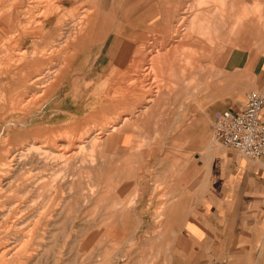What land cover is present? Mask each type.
Instances as JSON below:
<instances>
[{
	"label": "rangeland",
	"instance_id": "rangeland-1",
	"mask_svg": "<svg viewBox=\"0 0 264 264\" xmlns=\"http://www.w3.org/2000/svg\"><path fill=\"white\" fill-rule=\"evenodd\" d=\"M8 1L9 3L6 4V2ZM14 1L15 0H0V3H2L0 4V6H3V11L7 12L10 7L12 8L16 4V1ZM176 1H181V4L184 6L187 2H190V0ZM30 2L32 4L30 6L31 9L28 11L29 14H26L25 16L23 15L22 20L25 21V23H23L24 25H28L29 23V25H31L32 27L31 29H34V26L39 25V21H47L53 18V20H55L56 22L50 23L52 29L55 28V26H60V28L62 26L63 28H65L64 26L68 24L71 19V17H69L65 12H62L61 21L58 22L56 20L57 17H53L51 15L54 10L52 0H35L34 2L30 0ZM59 4L66 7V5H63V3ZM7 5H10V7H8ZM237 5L232 8L221 9L219 1L209 0L207 1V3H203L199 7V9L197 7L191 9L190 17L193 15L192 18H194L195 26L199 25V22L197 20L199 19V21H212V26L217 25V27L221 28V33L215 32L216 36L218 34V40H215L214 44H210L209 41L201 38L195 30L197 34H195L197 38V43L195 45L196 47L186 46V44L184 45L183 43V45H180V43H176L175 51L172 53L173 55L171 53L169 55V57L171 56L172 59L171 57L168 58V55H166L167 53L165 54V51L164 53L163 51H161V53L163 54H159V57H162L160 61L167 59L169 61V66H166V68L163 67V69L161 68L164 74L162 73L159 75V81L156 79L154 81V78L153 81L152 78L148 80L149 77H154V70L153 72L151 71L152 74H148V71L150 70L146 69V67L149 66V63H153V59H151L152 56L149 55L153 54L154 56L155 53L149 55L147 54L146 58L141 59V62L137 63L138 65L135 66L133 71H131L132 68L131 70L130 68H117L109 62L110 58L106 56V52L110 46L111 40L107 42L106 46H97L92 41L94 38L86 36L89 37L88 45L86 47V41L84 42L83 36L75 38L76 31H73L72 36L69 34L68 38H63L61 48L58 49V51L54 55L51 54V57L48 56L47 63L42 65L43 67L36 66L33 68V70L31 71V73L33 74H35L33 72L34 69L52 68L53 70H56L57 72L54 73L52 78L50 79L52 84L55 83L53 78H56V75L58 76L66 71H72L73 74H78V80L72 81L71 83H66L65 87L60 89L58 93L52 94L46 91L36 95L34 97L35 104L41 103L49 99L50 97H52V95H54V97L52 98V103L48 105L44 112L42 114H37L36 116L31 118V121L28 122V119H24L21 121L16 120V122L18 123L14 126L12 125L13 131L9 130V126L5 127V135H8L10 133L12 135V140L8 144L0 145V162L1 158H3L5 154L8 153V150L6 148L11 149L12 147L19 145L20 143L27 142L44 149V151L46 152V163H44L41 159L36 158L33 164L24 165L23 168H20V166H15V169H12L13 172L11 174L13 176L16 177L19 175V178H23L24 180L26 179V181L29 183L31 191L28 193L27 196H22L21 194H19L20 196H16V190L13 189V191L8 194L11 198L8 197L9 199L6 200V202L8 201L7 204L5 206H0V236L2 235V238L0 237V251L3 253L4 250H7L6 254H1L0 256V264H98V262H101L102 264L107 259L111 261V264H172V257L170 254L169 247L173 244H161V234L151 235L139 231V228L141 226V219L139 217L140 201L137 200V198H139L140 194L137 191H133L136 190V187L135 189L133 187L135 183L139 180L138 169L140 165H142L143 162L146 163V154L132 152L131 149L122 147L123 135L125 134L123 132H120L123 131L122 129L119 130V132L115 133V135L112 134L110 137H108V139L106 132L110 128H108L106 132L102 131L99 127L94 128V130L88 132L87 134L92 135L95 131H101L103 134L95 138V140H98L95 141L94 145L87 143H85L84 145L83 141H86L87 139L85 138V132L82 129L73 131L67 127V123L70 121V117L78 116L81 119L87 118V116H89V112L91 111V109H89L83 112L79 109V106H81L79 104V99L82 97L81 92L84 89V87L82 88V86L79 89V85L81 83L80 79H83L84 76L87 77L91 74V77L89 76V79L92 80L88 79L89 83H93V87L95 88L99 86V88H97L99 89V91H102L104 89L102 87L104 86L109 85L108 87H110L114 85L115 82L111 81H108L109 84H106L107 79L109 78V74H106V72L103 71L104 69L112 70L113 74L118 75L116 78H120V81L125 83L126 85H129L130 81H132L134 78H137L138 76H141V79L145 78L144 80L139 81V83L137 84H135L136 82L133 83L131 86L132 88H130L129 86V90L130 92H136V89L138 91L142 90L144 93H146V98L148 97V102L146 100L145 104H143L142 106L140 105L136 108L130 106L128 112H121L120 115H109L102 122L103 125L113 127L115 125L120 124L124 117H129L130 120L127 122L128 128L125 130L127 132L133 133L137 132L138 130V122L135 121L136 116L140 114L146 116V114L151 110L147 108L148 106H154V108L159 109V114L162 113L166 107H169L168 109L172 107V105H160V103L162 102L163 97L166 95L163 91L169 90L168 88H170L169 86H171L172 82L170 80H172L173 76H177L176 70L178 68H183L177 65L176 62L178 59H182V57L186 56V54L189 55L190 53L188 52H191V49H193V53H195V51L200 52V45L203 44V42L207 43V45L209 44V46H211V48L213 49V51L211 50L212 52L210 51L211 53L207 54L208 64L213 63L211 65V80H221V77L223 75L220 72L221 58L225 59V57L235 47H242L246 49H257L259 47L262 49L264 47V16L260 17L259 12L255 11L256 8L253 7L254 4L252 0H247L244 5L240 3H238ZM184 6H181V9H183ZM261 7V10L264 14V2L263 4H261ZM4 8L6 10H4ZM25 8V11H27V6H25ZM95 8V5L91 1L86 3L80 1V3L77 5V10L75 12L80 14L85 11L84 13L88 14V16H93L92 14L95 12ZM202 15L204 16L202 17ZM84 16L85 14L81 15V17ZM180 16H182V14ZM238 17H241L240 19L242 21V24L238 26V29L234 30V27H236L235 19ZM225 21L226 24H224ZM164 26H166L164 22H160L157 25L151 27L143 26L140 31L141 33L130 39L132 45L139 46L138 49H140V52L144 50L146 51V53L151 52L152 48L153 50H155L157 46L158 48H160L163 44L162 38L166 35V33L164 34V36L162 35V33H164L165 29L167 28V26ZM183 26H186L185 28H187V21L185 22V24L183 23L181 25V30L184 29ZM158 27H162V29ZM156 29L158 31L154 32ZM57 31L52 32L49 41H47V45L50 43L51 40L54 39L55 33ZM160 31L163 32L161 33ZM25 42L28 45L31 43V40H25ZM187 47H189V51ZM183 48L187 49L183 50ZM225 48L226 50L221 52ZM26 49L27 47H23V45L19 44L15 45L14 47L12 41L9 39V35H4L3 42L0 44V62L2 61L1 63L3 64L2 65L0 63V70H2V72L0 71V77H2L3 75L6 76H3L2 79L4 83L2 85V88H0V95L2 94L0 96V112H3V116L10 114V101L15 95V92L17 93L20 90V94H23L25 92L23 87V84L25 85L24 81L21 82L19 89L15 88V91V89L13 88V80L11 78L14 74V71L17 75V69L21 67L23 63H17L18 59L22 54L27 53ZM29 49L31 52L35 51L36 46L29 45ZM100 50H102L103 52L100 56H98L97 52H99ZM185 50H187V53H185ZM218 52L221 53V55ZM163 55H166L167 58L165 57L166 59H163ZM9 58L10 60H8ZM12 58L14 60H12ZM5 59L11 62L6 61ZM136 59L139 60V57L134 58L135 61ZM149 59H151V62L149 61ZM169 59H171V61ZM134 60H132V62H134ZM132 62L129 63L130 66L131 64L135 63ZM172 63H174V65H172ZM7 64L11 65L9 66ZM13 64L15 66L12 68ZM176 66L179 67L177 68ZM202 69L203 67H200L199 69H191L192 71H194H190L189 74L192 78V81L198 82L199 80H203L204 70ZM3 71L5 72L4 74ZM88 72H90V74ZM145 74L146 77H144ZM185 74L187 73L180 71V76ZM19 75H21V73H19ZM250 76L251 75L249 74L245 75V83L249 81ZM228 78H230L229 81L232 80L229 74ZM188 79L189 78H186L182 82H184L185 84ZM161 83L163 84L161 85ZM164 85H166L165 87L167 89L164 88ZM251 88L252 87H248L247 89H245V92L247 93ZM170 91L171 89L167 91V93ZM3 94H6L5 97H2L4 96ZM67 94H69L67 99H63V97L65 98ZM59 95L61 102L59 101ZM90 95L92 94H89V96ZM131 108L132 110H130ZM56 110L57 112L60 111L61 113L57 116V118H54V116L57 115L55 112ZM120 111L122 110H119V112ZM160 115L158 118H160ZM0 119L2 118L0 117ZM4 123L5 121L1 123L0 128L2 124L4 126ZM21 123H24V125H22ZM149 123L153 124L149 127L153 129L158 128L160 121H154ZM60 124H64L65 126L61 127ZM33 128H38L41 130V132L38 130H34ZM2 132L4 133V131ZM38 132H40V134H43V136H40V134L38 135ZM105 136L108 140H106ZM112 136L114 139L111 138ZM67 142L69 143V145ZM75 142L77 143V145ZM59 144H63V146L60 147L62 150L59 148ZM79 144H83V147H80ZM67 145L71 152L68 151L66 153V150H68ZM72 146L74 147V151L72 150ZM63 147L66 150H64ZM76 147H78V149ZM142 147L138 146L136 149H140ZM58 148L60 151L58 150ZM33 154L35 155V157L36 155L39 156V154ZM91 155L94 157L93 161L89 159L92 157ZM49 164H51L52 166ZM122 169L123 171H125L122 172ZM78 182L81 183L78 184ZM48 193L50 196L48 195ZM79 195H82L81 197L83 199H80ZM77 196H79V198ZM49 197L50 199H48ZM76 199L78 205H76ZM1 201H5V199H1ZM13 201H18V203H20L18 204L17 211H8V209L10 208L9 204ZM70 201L73 202H71L72 208L70 206ZM26 203L29 204L28 209L24 208ZM109 206L111 207L110 209H108ZM19 207L22 209L21 211ZM44 207H46V209ZM71 209H73V211H69ZM40 210L43 213V223L38 228L41 230V233L44 230L46 231L45 240H42L43 244H38V232H34L32 230L33 228L30 226L31 221L34 219V217L31 215L37 214V211L40 212ZM20 212H23L24 215L21 216L20 214L18 217L15 213ZM66 212H68V214ZM70 212H72L71 214L73 215H71ZM2 215H5V217H3L5 219H1ZM28 217H30V219H28ZM24 220H27L24 223H28H22ZM10 222H14L15 225L11 228L6 227L5 225L11 224ZM18 226L20 227L17 228ZM6 231L7 233H5ZM25 232L27 235H25ZM6 235L9 236L5 239L4 237H6ZM7 239L13 242L8 241ZM22 241H25L27 243H24ZM35 241H37V244H35ZM13 243L14 245H12ZM22 245L24 247H22ZM105 251L107 252L106 256ZM88 253L89 257L87 255ZM36 254L39 257H37ZM103 255L105 258L103 257ZM7 257H9L10 259H7ZM8 260L9 262H11L9 263Z\"/></svg>",
	"mask_w": 264,
	"mask_h": 264
},
{
	"label": "crops",
	"instance_id": "crops-1",
	"mask_svg": "<svg viewBox=\"0 0 264 264\" xmlns=\"http://www.w3.org/2000/svg\"><path fill=\"white\" fill-rule=\"evenodd\" d=\"M167 2L111 1L92 41L106 46L111 40L109 62L129 68L139 47L130 39L143 26L162 23ZM207 62L202 81L190 76L163 97L160 105L170 109L160 115L148 107L146 116H136L137 132L123 135L122 147L146 154L133 187L140 194L139 231L161 234V244H173L172 264H264V158L249 159L225 148L213 132L217 113L239 112L251 91L264 94V47H235L220 65L225 78L219 81L211 80ZM154 121H160L158 128H149Z\"/></svg>",
	"mask_w": 264,
	"mask_h": 264
},
{
	"label": "bare ground",
	"instance_id": "bare-ground-1",
	"mask_svg": "<svg viewBox=\"0 0 264 264\" xmlns=\"http://www.w3.org/2000/svg\"><path fill=\"white\" fill-rule=\"evenodd\" d=\"M5 1V0H4ZM11 1V0H10ZM16 1V4L11 8L10 5H7L9 8V10L7 12H4L3 11V6H0V44L3 42V37L4 35H9V39L12 41V44L14 45H23V47H27V53H24L22 54L19 59H18V62H23L21 67H19L17 70V75L14 71V74L12 75V80H13V85H14V89L17 88L19 89L20 88V85H21V82L24 81L25 85L23 84V87H24V93L23 94H20L19 92H15V95L13 96L12 100L10 101V106H9V109H10V114L9 115H5L3 116V112H0V117L2 119H0V125L3 121H5L4 123V126L2 124L1 128H0V145H5V144H8L11 140H12V135L9 133L8 135H5V127L6 126H9V130L10 131H13V127L12 125L14 126L15 124H17L18 122H16V120H24V119H28V122L31 121V118H33L34 116H36L37 114H42L44 112V110L48 107V105H50L53 101V97L54 95H52V97H50L49 99L41 102V103H36L34 102V97L38 94H40L41 92H50V93H58L60 91V89L64 88L65 87V84L66 83H71L72 81H77L78 80V74H73L72 71H66L64 73H61L60 75H56L55 77L56 78H53L54 79V82L52 84V82L50 81V79L52 78L53 74L56 73L57 71L56 70H53L52 68H49V69H34V73H31V71L33 70L34 67L36 66H39V67H43L42 65H44L45 63H47V59H48V56L51 57L50 55L51 54H55L58 49L61 48V44H62V40L63 38H68L69 37V34L72 36V33L73 31H76L75 33V38H79V37H82L84 38V42L86 41V47L88 45V39L89 37L91 38H94L95 39V33H96V29H97V26L99 24V20H100V16L101 15H105L107 16V12L103 13V11H107L108 10V7L110 6L111 4V1H114V0H52V5L54 6V10L53 12L51 13V15L53 17H57V21L60 22L61 21V13L62 12H65L69 17H71L70 21L68 24H66L63 28L61 26H55V28H51L52 26L50 25L51 22H56L55 20L51 19V20H47V21H39V25H36L34 26L35 28L34 29H31V25H24L23 23H25V21L22 20V17L23 15L25 16L26 14H29V10L31 9V2L30 0H15ZM14 1V2H15ZM33 2L35 0H32ZM80 1H82L83 3H86V2H93V4L95 5V12L92 14L93 16H88V14L84 13L85 11H83L82 13L78 14L76 13L75 11L77 10V5L80 3ZM167 1H170V0H166ZM194 1V2H192ZM207 1L209 0H190V2H187L184 5L181 4V1H178V5L174 6V5H171L169 3H171V1L167 4L165 3V8H164V19H163V22L166 24L167 28L165 29V32L162 33V35L164 36V34L166 33L165 37L162 38V46L160 48H158V46L155 48V50H153L152 48V51L149 52V53H146V51H141L140 52V49H137L135 55H134V58H137L139 57V60L136 59V61L134 60V64H131V66L129 67L130 70L132 68L131 71H133V69L135 68V66H137L138 62L140 63L141 62V59L143 58H146L147 57V54H152V53H155L154 56L153 54L152 55H149V56H152L151 59L152 60V64H148L149 66L146 67L147 70H150L148 71L150 74L151 71L153 72L154 70V77H149L148 80H150L152 78V81H153V78H154V81L155 79L158 80V77L160 74L163 73V67L166 68V66H169L168 64V60L166 59V55H168V58L170 53L172 54L174 51H175V47H176V43H180V45H185L186 46H195L196 43H197V38H196V35L198 34L201 38H203L204 40H207L210 42V44H214V41L215 40H218L217 36H216V33L220 32L221 28L220 27H217V25L215 26H212L211 22H206L205 20H198L199 22V25L195 26V23H194V18H192V16L190 17V10L191 9H194L195 7H197L199 9V7L203 4V3H207ZM220 2V5H221V9H226V8H232V7H235L238 3L244 5L245 2H247V0H217ZM253 1V7L256 8L255 11H258L259 14H260V17H263L264 14H263V11L261 10V4H263L264 0H252ZM161 2V1H160ZM9 3L6 2V4ZM59 3H63V5H66V7L60 5ZM2 4V3H0ZM5 4V3H4ZM3 4V5H4ZM13 4V3H12ZM163 4V3H162ZM6 6V5H5ZM25 6H27V11H25ZM163 6V5H162ZM181 6H184L183 9H181ZM238 6V5H237ZM8 7H5V8H8ZM4 8V10H6ZM25 8V9H24ZM240 8V7H239ZM24 9V10H23ZM71 9V10H70ZM161 9V8H160ZM166 9V10H165ZM2 11V12H1ZM4 12V13H3ZM204 12V11H202ZM207 13V12H206ZM205 13V14H206ZM85 14L84 17H81V15ZM182 14V16H180ZM199 14V13H198ZM202 14V13H201ZM204 14V13H203ZM196 15V14H195ZM237 15V14H236ZM29 16V15H28ZM179 16V17H178ZM201 16V15H200ZM204 15H202L203 17ZM178 17V18H177ZM25 18V17H24ZM31 18V17H29ZM28 18V19H29ZM155 18V17H154ZM241 17H238L235 19V26L234 27V30L238 29V26L240 24H242V21L240 19ZM196 20V18H195ZM27 21V20H26ZM187 21V28H185L183 26L184 29L181 30V25ZM36 22V21H35ZM215 22V21H214ZM213 22V23H214ZM152 23V22H151ZM223 23V22H222ZM226 24V21L225 23ZM164 26V27H166ZM220 26V25H219ZM197 27V28H196ZM223 27V26H222ZM155 28V27H154ZM158 28H161L162 27H158ZM157 28V29H158ZM224 28V27H223ZM155 30L154 32L158 31V30ZM159 29V30H161ZM231 29V28H230ZM229 29V30H230ZM58 30V31H57ZM152 30V29H150ZM197 31V34H196V31ZM233 30V29H232ZM231 30V31H232ZM55 36H54V39L50 41V43L47 45V41H49L50 37H51V34L52 32H55ZM66 31V32H64ZM183 34H182V32ZM238 31V30H237ZM148 32V31H147ZM146 32V33H147ZM216 32V33H215ZM230 32V31H229ZM236 32V31H235ZM145 33V35H146ZM221 33V32H220ZM233 33V32H232ZM196 34V35H195ZM214 34V35H213ZM231 34V33H230ZM229 34V35H230ZM64 35V36H63ZM148 35V34H147ZM86 36H89V37H86ZM228 36V35H227ZM231 36V35H230ZM238 36V35H237ZM225 37V36H224ZM146 38V37H145ZM239 38V37H238ZM260 38V37H259ZM25 40H31V43L27 45V43L25 42ZM43 40V41H41ZM260 40V39H259ZM9 42V41H8ZM7 42V43H8ZM17 43V44H16ZM183 43V44H182ZM247 44V42H246ZM8 45V44H7ZM27 45V46H26ZM29 45L30 46H36V50L35 51H30L29 49ZM232 45V44H231ZM185 46V47H186ZM214 46V45H213ZM234 46V44H233ZM5 47V46H4ZM3 47V48H4ZM196 47V46H195ZM232 47V46H231ZM188 48V51H189V47ZM187 48H183L184 49H187ZM192 48V47H191ZM194 48V47H193ZM2 49V48H1ZM5 49V48H4ZM193 49H191L190 51L192 52ZM198 50V49H197ZM213 49L211 48V46H209V44L207 45V43H204L200 45V52H197L195 51V53H191V52H188L190 53L189 55L186 54V56L182 57V59H178L176 64L179 65L180 67H183L182 69L178 68L177 66V76H173L172 77H168V78H172V81L171 82V86H169L170 88H168L169 90L170 89H177L178 86H179V81H183L184 79L186 78H190V71H192L191 69L193 68H197L199 69L200 67L203 66V62H207L208 61V57H207V54L208 53H211ZM226 48L224 50H222L221 52L225 51ZM161 51H165V56L163 59H166V60H161L160 59L162 57H159V54L161 53ZM177 51V49H176ZM187 53V50H185ZM211 51V52H210ZM184 52V51H182ZM198 54H197V53ZM146 53V54H145ZM161 53V55L163 54ZM219 53V52H218ZM182 54V53H181ZM221 55V53H219ZM224 54V53H223ZM241 54V53H240ZM173 55V54H172ZM211 55V54H210ZM175 56V55H174ZM166 57V58H165ZM181 57V55H180ZM179 57V58H180ZM245 58V56H244ZM3 59V58H2ZM151 59H149V61L151 62ZM172 59V57H171ZM171 59H169L171 61ZM223 59L224 58H221V64L223 63ZM6 60V59H5ZM10 60V58L8 59ZM6 60V61H8ZM12 60H14L12 58ZM17 60V59H16ZM230 60V59H229ZM220 61V60H219ZM2 62V61H1ZM0 62V63H1ZM8 62H11V61H8ZM174 62V61H173ZM238 62V61H237ZM6 63V62H4ZM235 63V62H234ZM2 64V63H1ZM12 64V63H11ZM10 64V65H11ZM15 64V62H14ZM13 64L12 68L15 66ZM208 64V62H207ZM213 64V63H212ZM210 64V67L211 65ZM3 65V64H2ZM5 65V64H4ZM9 65V64H7ZM9 65V66H10ZM152 65V66H151ZM172 65H174V63H172ZM218 65V64H217ZM236 65V64H235ZM244 65V64H243ZM215 66V65H214ZM171 67V66H170ZM174 67V66H173ZM5 68V67H4ZM162 68V69H161ZM6 69V68H5ZM171 69V68H170ZM176 69V68H175ZM215 69V68H214ZM129 70V69H128ZM174 70V69H173ZM204 70V67L203 69ZM212 70V69H210ZM217 70V69H216ZM219 70V69H218ZM2 72V70H0ZM104 72H106V74H109V78L107 79V82L106 84H109L108 81H111V82H115L113 86H104L102 88H104L102 91H99V86H97V88L93 87V83H89V80H92V79H89L91 77V74L90 72H88L89 76H84L83 79H80L81 80V83L79 85V89L84 87L83 91L81 92V98L79 99V104L81 106H79V109L82 110L83 112H85L86 110H89L91 109V111L89 112V116H87V118H84V119H81L79 118L78 116H74V117H70V121L67 123V127L70 128L71 130L73 131H77L79 129H82L84 132H85V138L86 141H83L84 145L85 143L87 144H95V141L98 140L95 138L97 136H100L101 134H103L101 131H95L92 135H89L87 134L88 132H91L92 130H94V128H101L102 131L106 132L108 128H110L107 132H106V135H107V138L110 137L112 134L115 135V133L119 132V130H123V131H120V132H127L125 129L128 128V124L127 122L130 120L129 117H124L122 119V122L118 125H115L113 127H108L107 125H103L102 122L105 120V118L109 115H120L121 112H128L129 111V107H133V108H136L138 106H142L143 104H145V101L147 100L146 98V93H144L142 90L138 91L136 89V92H130L129 90V86L130 88H132V84L135 83H139V81L141 80H144L143 78L141 79V76H138L137 78H134L133 80L135 81H130V84L129 85H126L125 83L121 82L120 81V78H116L118 75L117 74H113L112 73V70H106L104 69L103 70ZM180 71L182 72H186L187 74L185 75H182L180 76ZM205 71V70H204ZM221 71H224V70H221ZM0 72V73H1ZM170 72V71H169ZM193 72V71H192ZM218 72V71H217ZM215 72V73H217ZM237 72V71H236ZM5 72L3 71V74ZM19 73H21V75H19ZM202 73V72H200ZM152 74V73H151ZM164 74V73H163ZM175 74V73H174ZM197 74V73H195ZM5 76V75H3ZM3 76L0 77V88H2V85L4 83L3 81ZM200 76V75H199ZM6 77V76H5ZM11 77V76H10ZM146 77V74L145 76ZM210 78V77H209ZM17 81H16V80ZM21 79V80H20ZM89 79V80H88ZM160 79V78H159ZM192 79V78H190ZM230 79V78H229ZM228 79V80H229ZM233 79V78H232ZM147 80V79H146ZM145 80V81H146ZM227 80V81H228ZM159 81V80H158ZM224 81V80H222ZM236 81V79H235ZM194 82V81H193ZM11 83V82H10ZM202 83V82H201ZM236 83V82H235ZM6 84V83H5ZM134 84V85H135ZM163 83H161L162 85ZM193 84V83H192ZM9 85V83H8ZM6 86V85H5ZM166 85H164V88ZM187 87V85H185ZM199 86V85H198ZM9 87V86H8ZM22 87V88H23ZM10 88V87H9ZM101 88V87H100ZM101 88V89H102ZM167 89V88H166ZM98 90V91H97ZM167 90V91H169ZM8 91V90H7ZM12 91V90H11ZM16 91V89H15ZM18 91V90H17ZM167 91H163L164 94H167ZM184 91V90H183ZM6 92V91H5ZM34 92V93H33ZM180 92V91H179ZM22 93V92H21ZM186 93V92H185ZM14 94V93H12ZM60 94V93H59ZM89 94H92L89 96ZM206 94V93H205ZM2 95V94H1ZM0 95V96H1ZM4 95V94H3ZM6 95V94H5ZM2 96V97H5ZM150 95V94H148ZM154 95V94H153ZM185 95V94H184ZM24 96V97H23ZM69 96V94L66 95V97L63 99H67V97ZM158 96V95H157ZM156 96V97H157ZM180 96V95H179ZM189 96V95H188ZM191 96V95H190ZM91 97V98H90ZM7 98V97H6ZM24 98V99H23ZM62 98V97H61ZM150 98V97H149ZM155 98V97H154ZM165 98V97H164ZM178 98V97H177ZM5 99V98H4ZM59 99H60V95H59ZM151 99V98H150ZM7 101V100H6ZM61 102V99L59 100ZM152 101V100H151ZM150 101V102H151ZM163 101V100H162ZM148 102V100H147ZM1 103V102H0ZM150 104V103H149ZM152 104V103H151ZM149 107V106H148ZM147 107V108H148ZM119 110H122L119 112ZM132 110V108L130 109ZM142 110V109H141ZM9 111V110H8ZM139 111V110H138ZM143 111V110H142ZM56 112V116H54V118H57L58 115H60V111L57 112V110L55 111ZM119 112V113H118ZM140 113V112H139ZM161 114V113H160ZM166 114V113H165ZM69 119V118H67ZM107 121V120H106ZM22 125H24V123H21ZM65 124V123H64ZM64 124H60L61 127H64L65 125ZM96 124V125H94ZM68 128H65V129H68ZM34 130H38L41 132L40 129L38 128H33ZM99 130V129H98ZM4 131V133L2 132ZM32 131V130H31ZM2 132V133H1ZM40 132H38V135L40 134ZM8 133V132H7ZM40 136H43V134H40ZM104 136V135H103ZM102 137V136H101ZM100 138V137H99ZM106 138V136H105ZM106 138V140H108ZM113 138V136L111 137ZM114 139V138H113ZM105 140V141H106ZM70 141V140H69ZM104 141V143H105ZM24 142V141H23ZM77 142V140H76ZM75 142V143H76ZM79 142V141H78ZM82 142V141H81ZM108 142V141H107ZM68 143V142H67ZM103 143V142H102ZM103 143V144H104ZM58 144V143H57ZM56 145V144H55ZM69 145V143H68ZM68 145H67V148H68ZM77 145V143H76ZM80 147H83V144H79ZM78 145V147H79ZM59 148L62 145H58ZM66 146V145H65ZM71 146V145H70ZM69 146V147H70ZM9 147V146H8ZM73 147V146H72ZM78 147H76L78 149ZM93 147V146H92ZM107 147V145H106ZM3 148V147H2ZM58 148V150H59ZM8 150V153L5 154V156L3 158H1V162H0V206H5L7 204L6 200H8L9 198H11L8 194L11 193L13 191V189L16 190L15 193L16 196L21 194L22 196H27L28 193L31 191V188L29 186V183L26 181V179L24 180L23 178H19L18 176H13L11 173L13 172L12 169H15L14 167L16 166H20V168L24 165H28V164H33L35 159H41L44 163H46V152L44 151V149L40 148V147H37L36 145H32L30 143H20L19 145L15 146V147H12L11 149L9 148H6ZM61 149V148H60ZM64 150H66L64 147H63ZM74 149V147L72 148V150ZM80 149V148H79ZM86 149V147H85ZM62 150V149H61ZM76 150V149H75ZM60 151V150H59ZM70 151V149L68 148V150H66V153ZM74 151V150H73ZM72 151V153H73ZM49 152V151H48ZM63 152V151H62ZM61 152V153H62ZM65 152V151H64ZM71 152V151H70ZM39 154L35 155L33 154ZM52 153V152H51ZM60 153V154H61ZM63 154V153H62ZM77 154V153H76ZM51 155V154H50ZM63 156V155H62ZM87 156V155H86ZM92 156V155H91ZM90 156V157H91ZM74 157V156H73ZM77 157V156H76ZM82 158V156H81ZM86 158V157H85ZM94 157L92 156L91 158V161H93ZM55 159V158H54ZM87 159V158H86ZM96 160V159H95ZM82 162V161H81ZM88 163V162H87ZM69 164V163H68ZM85 164V163H83ZM94 164V163H93ZM51 165V164H49ZM52 166V165H51ZM126 166V164H125ZM30 167V166H29ZM36 167V166H35ZM19 168V169H20ZM18 169V170H19ZM36 169V168H35ZM50 169V168H49ZM83 170V169H81ZM52 171V169H51ZM125 171V170H124ZM123 169H122V172H124ZM57 173V172H56ZM55 173V174H56ZM11 174V175H10ZM80 174V173H79ZM67 175V174H65ZM77 176V175H76ZM78 177V176H77ZM76 177V178H77ZM66 178V177H65ZM74 178V177H73ZM91 178V177H90ZM76 180V179H75ZM73 180V181H75ZM77 181V180H76ZM81 183V182H78V184ZM93 185V183H92ZM68 186V185H67ZM79 186V185H78ZM81 186V184H80ZM45 187V186H44ZM52 187V186H51ZM54 188V187H53ZM72 188V187H71ZM96 188V187H95ZM44 190V188H43ZM46 190V189H45ZM70 190V189H69ZM71 191V190H70ZM83 191V190H81ZM126 191V190H125ZM69 192V191H68ZM72 192V191H71ZM49 195V193H48ZM47 195V197H48ZM20 196V195H19ZM50 196V195H49ZM54 196V195H53ZM72 196V195H71ZM80 196V195H79ZM79 196H77L79 198ZM82 196V195H81ZM80 196V199H83L82 197ZM9 197V198H8ZM53 198V197H52ZM62 198V197H61ZM1 199H5V201H1ZM50 199V197L48 198ZM72 199V198H71ZM121 199V198H120ZM12 200V199H11ZM73 200V199H72ZM86 200V199H85ZM10 202V200H9ZM44 202V201H43ZM46 202V200H45ZM58 202V201H57ZM68 202V201H67ZM72 201H70V206ZM86 202V201H85ZM69 203V202H68ZM126 203V202H125ZM129 203V202H128ZM18 201H13L12 203L9 204L10 208L8 209V211H12V210H16L17 211V207H18ZM49 204V203H48ZM36 205V204H35ZM76 205H78L77 203V199H76ZM119 205V204H118ZM39 206V205H38ZM37 206V207H38ZM69 206V207H70ZM125 206V205H124ZM33 207V206H32ZM31 207V208H32ZM47 207V206H46ZM46 207H44L46 209ZM74 207V206H73ZM20 208V207H19ZM26 209L29 208V204L26 203L25 204V207ZM36 208V207H35ZM43 208V209H44ZM72 208V206H71ZM111 207L109 206L108 209H110ZM122 208V207H121ZM19 210V209H18ZM22 209L20 208V211ZM32 210V209H31ZM121 210V209H119ZM25 211V210H23ZM27 211V210H26ZM36 211V210H35ZM69 211H73V209L69 210ZM19 212V211H18ZM59 212V211H58ZM68 214V212H66ZM72 212H70L71 214ZM18 217L19 215L23 214V212H20V213H15ZM29 214V212H28ZM66 214V215H67ZM120 214V213H119ZM9 215V214H8ZM73 215V214H71ZM7 216V214H6ZM34 217V219L31 221L30 223V226L33 228L32 230L35 232H38V237L39 238V243L38 244H43L42 243V240H45V236H46V231H42L41 233V230L38 228L40 225H42L43 223V213L39 211H37V214L35 215H31ZM68 216V215H67ZM94 216V215H93ZM125 216V215H124ZM1 217V216H0ZM5 217V215H2V218L1 219H5L3 218ZM17 217V218H18ZM58 218V217H57ZM28 219H30V217H28ZM113 219V218H112ZM111 219V220H112ZM122 219V218H121ZM14 220V219H13ZM12 220V221H13ZM18 220V219H17ZM110 220V219H109ZM1 221V220H0ZM25 221L27 220H24L22 223H24ZM17 222V221H16ZM63 222V220H62ZM11 224H7L5 225L6 227L8 228H11L15 225L14 222H10ZM28 223V222H26ZM24 223V224H26ZM123 223V222H122ZM23 225V224H22ZM123 225V224H122ZM1 226V225H0ZM61 226V225H60ZM20 226H18L17 228H19ZM30 227V228H31ZM45 227V226H44ZM3 228V227H2ZM1 228V229H2ZM4 229V228H3ZM14 230V229H13ZM19 230V229H18ZM1 231V230H0ZM27 231V230H26ZM31 231V230H30ZM29 231V232H30ZM32 232V231H31ZM7 233V231L5 232ZM5 233H4V236H5ZM13 234V233H11ZM25 235L26 232H25ZM30 235V234H29ZM28 235V236H29ZM132 235V234H131ZM2 236V235H1ZM0 236V237H1ZM3 236V237H4ZM9 236V235H8ZM8 236L6 235V237H4L5 239L8 238ZM25 237V236H24ZM2 238V237H1ZM28 238V237H27ZM17 239V238H16ZM128 239V238H127ZM8 240V239H7ZM24 240V239H23ZM3 241V240H2ZM10 241V240H8ZM6 241V242H8ZM29 241V240H28ZM1 242V240H0ZM5 242V243H6ZM10 242H13V241H10ZM17 242V241H15ZM24 243H27L25 241H22ZM45 242V241H44ZM124 242V241H123ZM4 243V244H5ZM121 243V242H120ZM1 244V243H0ZM3 244V243H2ZM16 244V243H15ZM35 244H37V241H35ZM110 244V243H109ZM6 245V244H5ZM14 245V243L12 244ZM11 245V247H12ZM25 245V244H24ZM113 245V244H111ZM117 245V244H116ZM114 245V246H116ZM19 246V245H18ZM17 246V247H18ZM122 246V245H121ZM10 247V246H8ZM22 247H24L22 245ZM36 247V245H35ZM21 248V247H20ZM109 248V247H108ZM121 248V247H120ZM3 249V248H2ZM7 249V247H6ZM94 249V248H93ZM91 249V250H93ZM110 249V248H109ZM116 249V248H115ZM1 250V249H0ZM20 250V249H18ZM45 250V249H44ZM43 250V251H44ZM106 250V249H105ZM42 251V252H43ZM1 252V251H0ZM9 252V251H8ZM15 252V251H14ZM17 252V251H16ZM41 252V251H40ZM109 252V251H108ZM114 252V250H113ZM7 253V250H4L3 253L1 252L0 253V256L1 254H6ZM92 253V251H91ZM90 253V254H91ZM42 254V253H41ZM110 254V253H109ZM114 254V253H113ZM10 255V254H9ZM33 255V254H32ZM43 255V254H42ZM79 255V254H78ZM88 257H89V253L87 254ZM107 255V252L105 251V256ZM12 256V255H11ZM10 256V257H11ZM37 257H39L37 254H36ZM77 256V255H76ZM109 256V255H108ZM5 257V256H4ZM33 257V256H32ZM31 257V258H32ZM41 257V256H40ZM104 257V255H103ZM151 257V256H150ZM163 257V256H162ZM9 257H7L8 259ZM105 258V257H104ZM10 259V258H9ZM77 259V258H76ZM112 259V258H111ZM38 260V258H37ZM84 261V260H83ZM101 261V260H100ZM152 261V260H151ZM9 262V260H8ZM11 262V261H10ZM9 262V263H10ZM155 262V261H154ZM159 262V261H158ZM38 263V262H37ZM45 263V262H44ZM68 264V263H67ZM83 264V263H82ZM98 264H101V262ZM102 264H111V261H109V259L105 260L104 263ZM186 264V263H185Z\"/></svg>",
	"mask_w": 264,
	"mask_h": 264
},
{
	"label": "built area",
	"instance_id": "built-area-1",
	"mask_svg": "<svg viewBox=\"0 0 264 264\" xmlns=\"http://www.w3.org/2000/svg\"><path fill=\"white\" fill-rule=\"evenodd\" d=\"M214 138L225 148L249 158H264V94L251 91L242 110L217 113Z\"/></svg>",
	"mask_w": 264,
	"mask_h": 264
}]
</instances>
